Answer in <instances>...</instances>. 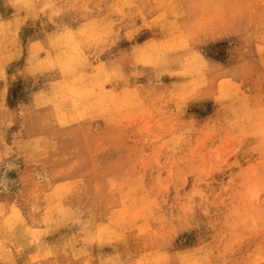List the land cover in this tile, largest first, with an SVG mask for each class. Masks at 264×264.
I'll use <instances>...</instances> for the list:
<instances>
[{
	"label": "clouds",
	"instance_id": "obj_1",
	"mask_svg": "<svg viewBox=\"0 0 264 264\" xmlns=\"http://www.w3.org/2000/svg\"><path fill=\"white\" fill-rule=\"evenodd\" d=\"M0 264H264V0H0Z\"/></svg>",
	"mask_w": 264,
	"mask_h": 264
},
{
	"label": "rangeland",
	"instance_id": "obj_2",
	"mask_svg": "<svg viewBox=\"0 0 264 264\" xmlns=\"http://www.w3.org/2000/svg\"><path fill=\"white\" fill-rule=\"evenodd\" d=\"M145 37H141V40H143ZM228 42H222L221 44L214 46V49L212 50L213 58L218 59L220 62H227L229 58L228 53ZM213 110V106L211 102H208L207 104V112L200 111L197 107H193L190 109V113H195L198 117L203 118L205 115L210 114ZM180 240H187L189 244L193 243L195 240L194 234L189 235L185 234L182 237H180ZM179 243V242H178Z\"/></svg>",
	"mask_w": 264,
	"mask_h": 264
}]
</instances>
